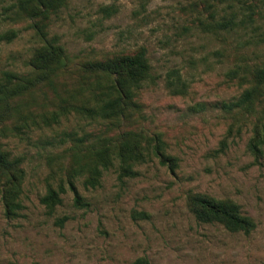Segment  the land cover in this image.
Instances as JSON below:
<instances>
[{
    "label": "rangeland",
    "instance_id": "374dc122",
    "mask_svg": "<svg viewBox=\"0 0 264 264\" xmlns=\"http://www.w3.org/2000/svg\"><path fill=\"white\" fill-rule=\"evenodd\" d=\"M18 4L0 0V33L15 32L0 41V80L5 71H28L27 60L40 44ZM232 5L227 0H69L51 17L49 34L79 58L145 47L152 79L140 92L143 127L161 134L177 164L171 170L153 155L135 165L137 175L120 176L116 163L102 172L97 186L75 181L87 206L77 205L66 185L61 204L47 214L39 198L48 182H59L48 174L66 165L70 155L72 141L63 132L81 134L97 124L71 113L51 127L29 121L16 134L3 132L0 138L13 153L23 155L26 174L18 216L5 215L0 196V264H135L139 258L149 264H264V145L256 159L248 149L256 115L225 106L242 91L226 73L239 63L238 49L250 54L255 48L252 41L264 30V0L254 1L253 12L243 6L253 23L216 35L213 22L231 10L241 16ZM172 70L186 82V93L169 91ZM47 96L52 99L50 92ZM34 99L27 100L26 110L50 103L41 91ZM0 113V122L10 126L15 112L9 118ZM196 192L238 203L254 229L229 232L197 221L187 207L189 193ZM58 217L66 218L60 224Z\"/></svg>",
    "mask_w": 264,
    "mask_h": 264
},
{
    "label": "trees",
    "instance_id": "16d2710c",
    "mask_svg": "<svg viewBox=\"0 0 264 264\" xmlns=\"http://www.w3.org/2000/svg\"><path fill=\"white\" fill-rule=\"evenodd\" d=\"M69 0H19L18 14L24 16L40 39V44L27 60L28 71H5L0 80V111L2 117L15 112L11 125L0 122L3 132L16 134L20 124L51 127L74 113L79 119L97 124L92 130L64 131L72 143L68 147L69 160L49 172V177H59L53 186L48 182L46 192L39 201L47 214H52L61 204V193L66 185L73 191L77 205L87 206L78 193L75 181L81 179L84 186H97L103 171L118 164L120 176H135V165L156 156L163 165L173 170L177 158L166 152V143L160 133H149L143 127V106L140 92L144 83L152 79L151 64L144 46L133 50L112 53L96 52L78 56L70 55L59 42L57 35H50L51 17ZM222 1V0H221ZM239 8V15L231 10L229 15L213 22L212 30H234L237 26L253 23L251 13L242 11L243 6L254 11L255 0H227ZM244 10V9H243ZM14 31L0 33V41H9ZM255 48L250 54L236 51L239 63L227 71V78L242 89L235 99L225 104L230 111L241 115H256L248 149L257 159L264 145V30L252 41ZM77 57V58H76ZM167 86L173 94L186 93V82L178 70L170 71ZM50 100L44 108L26 110L27 100L36 101V93ZM47 92L52 94L47 96ZM50 106V107H49ZM1 114V113H0ZM6 119V118H5ZM27 128V127H26ZM7 133H4V136ZM59 159L60 155H55ZM23 155L14 154L0 138V196L5 215L14 218L23 208L22 194L25 180ZM187 207L194 218L202 223H217L229 232L249 233L255 227L251 217L242 213L238 203L229 198H215L205 193H189ZM66 217H58L62 224ZM135 264H149L139 258Z\"/></svg>",
    "mask_w": 264,
    "mask_h": 264
}]
</instances>
